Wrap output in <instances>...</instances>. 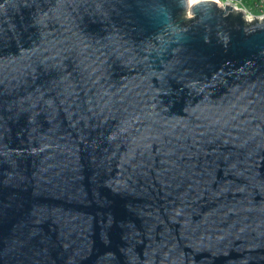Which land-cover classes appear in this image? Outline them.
Masks as SVG:
<instances>
[{
  "label": "water",
  "instance_id": "obj_1",
  "mask_svg": "<svg viewBox=\"0 0 264 264\" xmlns=\"http://www.w3.org/2000/svg\"><path fill=\"white\" fill-rule=\"evenodd\" d=\"M186 7L0 0V264H264V16Z\"/></svg>",
  "mask_w": 264,
  "mask_h": 264
},
{
  "label": "built area",
  "instance_id": "obj_2",
  "mask_svg": "<svg viewBox=\"0 0 264 264\" xmlns=\"http://www.w3.org/2000/svg\"><path fill=\"white\" fill-rule=\"evenodd\" d=\"M251 1L252 2L249 3V5L247 3H244L243 0H222L223 3H228L237 8L245 10L248 16L252 15V12L264 15V0Z\"/></svg>",
  "mask_w": 264,
  "mask_h": 264
},
{
  "label": "clouds",
  "instance_id": "obj_3",
  "mask_svg": "<svg viewBox=\"0 0 264 264\" xmlns=\"http://www.w3.org/2000/svg\"><path fill=\"white\" fill-rule=\"evenodd\" d=\"M201 3V0H186L187 7L184 11V15L187 19H192V8Z\"/></svg>",
  "mask_w": 264,
  "mask_h": 264
},
{
  "label": "rangeland",
  "instance_id": "obj_4",
  "mask_svg": "<svg viewBox=\"0 0 264 264\" xmlns=\"http://www.w3.org/2000/svg\"><path fill=\"white\" fill-rule=\"evenodd\" d=\"M222 1V0H221ZM244 3H251L252 1L251 0H243ZM250 5V4H249ZM253 15V16H252ZM252 15L250 16V19H254L255 17H263L264 15L262 14H258V13H255V12H252Z\"/></svg>",
  "mask_w": 264,
  "mask_h": 264
},
{
  "label": "bare ground",
  "instance_id": "obj_5",
  "mask_svg": "<svg viewBox=\"0 0 264 264\" xmlns=\"http://www.w3.org/2000/svg\"><path fill=\"white\" fill-rule=\"evenodd\" d=\"M221 2V0H219ZM251 16V15H250ZM250 16H248V18L250 19Z\"/></svg>",
  "mask_w": 264,
  "mask_h": 264
}]
</instances>
